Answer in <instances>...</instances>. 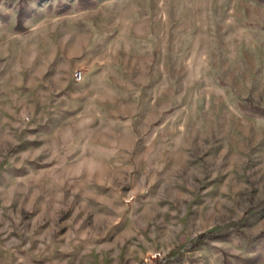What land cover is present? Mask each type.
Instances as JSON below:
<instances>
[{
  "label": "rangeland",
  "instance_id": "1",
  "mask_svg": "<svg viewBox=\"0 0 264 264\" xmlns=\"http://www.w3.org/2000/svg\"><path fill=\"white\" fill-rule=\"evenodd\" d=\"M0 264H264V0H0Z\"/></svg>",
  "mask_w": 264,
  "mask_h": 264
},
{
  "label": "built area",
  "instance_id": "2",
  "mask_svg": "<svg viewBox=\"0 0 264 264\" xmlns=\"http://www.w3.org/2000/svg\"><path fill=\"white\" fill-rule=\"evenodd\" d=\"M83 78V74L81 71L75 73V79L76 81H81Z\"/></svg>",
  "mask_w": 264,
  "mask_h": 264
}]
</instances>
